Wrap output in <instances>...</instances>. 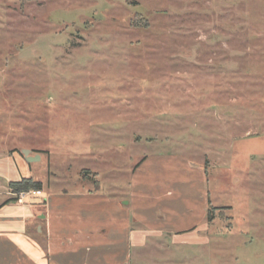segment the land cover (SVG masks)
<instances>
[{"label":"rangeland","instance_id":"obj_1","mask_svg":"<svg viewBox=\"0 0 264 264\" xmlns=\"http://www.w3.org/2000/svg\"><path fill=\"white\" fill-rule=\"evenodd\" d=\"M9 153L18 180L124 201L141 158L179 153L225 207L189 264H264V0H0ZM140 250L156 264L177 249Z\"/></svg>","mask_w":264,"mask_h":264},{"label":"crops","instance_id":"obj_2","mask_svg":"<svg viewBox=\"0 0 264 264\" xmlns=\"http://www.w3.org/2000/svg\"><path fill=\"white\" fill-rule=\"evenodd\" d=\"M9 155L0 157V264H131L133 248L134 264H143L148 241L176 247L164 261L189 264L186 247L206 241L207 170L179 153L141 158L128 178L127 201V194L94 188L54 191L45 179L40 193L20 197L8 183L37 179L31 173L18 180ZM27 160L33 171L38 160Z\"/></svg>","mask_w":264,"mask_h":264},{"label":"trees","instance_id":"obj_3","mask_svg":"<svg viewBox=\"0 0 264 264\" xmlns=\"http://www.w3.org/2000/svg\"><path fill=\"white\" fill-rule=\"evenodd\" d=\"M11 192L19 194L21 192H29L32 190L40 191L42 189V182L33 180L31 177L21 178L19 181H11L8 183ZM225 209V207H215L209 205L207 208V221L211 223L215 218V211Z\"/></svg>","mask_w":264,"mask_h":264},{"label":"built area","instance_id":"obj_4","mask_svg":"<svg viewBox=\"0 0 264 264\" xmlns=\"http://www.w3.org/2000/svg\"><path fill=\"white\" fill-rule=\"evenodd\" d=\"M38 193H40V191L32 190V191H29V192H21V193H19V196L23 197V196H25L27 194L35 195V194H38Z\"/></svg>","mask_w":264,"mask_h":264},{"label":"water","instance_id":"obj_5","mask_svg":"<svg viewBox=\"0 0 264 264\" xmlns=\"http://www.w3.org/2000/svg\"><path fill=\"white\" fill-rule=\"evenodd\" d=\"M29 151L28 150H24L23 154L25 155L26 158H30V160L33 158L31 156H28Z\"/></svg>","mask_w":264,"mask_h":264}]
</instances>
